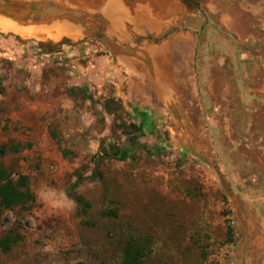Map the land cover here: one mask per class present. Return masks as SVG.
<instances>
[{
	"label": "rangeland",
	"instance_id": "374dc122",
	"mask_svg": "<svg viewBox=\"0 0 264 264\" xmlns=\"http://www.w3.org/2000/svg\"><path fill=\"white\" fill-rule=\"evenodd\" d=\"M172 1L181 12L165 21L151 1L135 0L127 11L150 4L148 19H123L113 31L112 21L94 17L75 39L0 30V168L14 182L24 177L32 196L0 209V242H9L8 250L0 248V264H120L131 240L146 242L141 264H256L257 248L248 243L264 246V235L256 236L260 244L256 237L248 242L218 167L183 155L167 133L147 140L118 102L100 93L96 62L112 56V40L131 50L155 37L209 28L216 10L207 9V0ZM248 3L262 9L252 17L256 31L264 0ZM259 30L253 50L263 52L264 24ZM127 148L124 161L105 157ZM248 203L254 217L255 202Z\"/></svg>",
	"mask_w": 264,
	"mask_h": 264
},
{
	"label": "crops",
	"instance_id": "0c3cea01",
	"mask_svg": "<svg viewBox=\"0 0 264 264\" xmlns=\"http://www.w3.org/2000/svg\"><path fill=\"white\" fill-rule=\"evenodd\" d=\"M207 4L216 11L201 34L170 33L131 50L111 38L112 56L96 62L100 93L118 102L147 140L167 133L173 147L186 150L183 155L218 167L219 183L230 188L232 212L241 213L249 242L264 235V51L253 50L264 22L255 31L252 18L262 9L248 0ZM174 5L168 17L181 12ZM249 200L255 202L254 217ZM248 245L257 248L251 258L260 264L263 244Z\"/></svg>",
	"mask_w": 264,
	"mask_h": 264
},
{
	"label": "bare ground",
	"instance_id": "6f19581e",
	"mask_svg": "<svg viewBox=\"0 0 264 264\" xmlns=\"http://www.w3.org/2000/svg\"><path fill=\"white\" fill-rule=\"evenodd\" d=\"M2 1L4 0H0V4ZM8 1L16 2L19 0ZM134 1L135 0H48L47 3L51 4L53 7L48 8V13H45V16L38 18V20H35L34 16H30L28 19L19 22L0 14V30L18 35L22 38H34L36 40L50 39L57 41L62 36L75 39L82 36L83 28H85L83 25L87 24L90 26L91 22H94L92 21L94 17H99L102 21H112L111 27L114 26L112 30L115 31V28L123 19H130L132 17V19L141 20V22L148 19L149 16H151L149 14H151L152 7L155 9V16L165 21V16L168 13V6L174 5L173 1H170L171 4H169L168 0H144V2L151 1L150 4L152 7L150 4L146 5V2L145 5H137L134 8V12L130 13L127 10L128 7L130 8L133 5ZM153 3L155 5H152ZM87 11L97 15L90 17L88 14L87 16ZM78 21L79 24L77 23ZM122 61L124 62L122 64L126 63V65H130L129 69L132 68L130 62ZM255 242L260 244V240L257 239V237Z\"/></svg>",
	"mask_w": 264,
	"mask_h": 264
},
{
	"label": "trees",
	"instance_id": "16d2710c",
	"mask_svg": "<svg viewBox=\"0 0 264 264\" xmlns=\"http://www.w3.org/2000/svg\"><path fill=\"white\" fill-rule=\"evenodd\" d=\"M130 149H123L117 152H109L105 156L117 161H124L128 157ZM32 201V196L27 189L26 179L19 177L17 181L10 180L6 172L0 168V209L10 210L20 204ZM229 235L232 234L231 228H228ZM146 242L138 244L131 240L123 250V256L120 264H141L145 255ZM0 248L8 250L9 242L3 239L0 242Z\"/></svg>",
	"mask_w": 264,
	"mask_h": 264
},
{
	"label": "water",
	"instance_id": "95a60500",
	"mask_svg": "<svg viewBox=\"0 0 264 264\" xmlns=\"http://www.w3.org/2000/svg\"><path fill=\"white\" fill-rule=\"evenodd\" d=\"M47 1L19 0L15 2L4 0L0 4V14L19 22L28 19L30 16H34L35 20H38V18L45 16V13H48V8L53 7Z\"/></svg>",
	"mask_w": 264,
	"mask_h": 264
}]
</instances>
